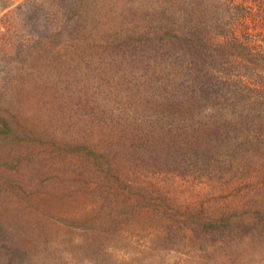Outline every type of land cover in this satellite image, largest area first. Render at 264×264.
Segmentation results:
<instances>
[{
	"label": "rangeland",
	"instance_id": "obj_1",
	"mask_svg": "<svg viewBox=\"0 0 264 264\" xmlns=\"http://www.w3.org/2000/svg\"><path fill=\"white\" fill-rule=\"evenodd\" d=\"M80 1L0 0L1 69L48 34L2 102L0 264H264L262 92L205 85L162 0Z\"/></svg>",
	"mask_w": 264,
	"mask_h": 264
},
{
	"label": "trees",
	"instance_id": "obj_2",
	"mask_svg": "<svg viewBox=\"0 0 264 264\" xmlns=\"http://www.w3.org/2000/svg\"><path fill=\"white\" fill-rule=\"evenodd\" d=\"M162 1L167 5L166 12L163 10V13L169 19L167 20L169 26L165 27L169 28L168 41L178 46L179 56L191 61L193 73L203 72L206 76L205 85L216 88V84L223 82L231 86L230 91L236 95L241 108H247L248 101L251 103L255 101L252 96L254 94L259 95L262 92L263 99L264 0ZM178 22L181 23L180 32L174 28ZM44 34L48 35L47 32H38L33 35L34 42H37L36 48H33L36 54L28 53L29 49L25 54H21L22 48H18L14 56L10 58L13 66L6 65L5 69L0 68V131L4 127H10L11 119L10 113L3 109V99L10 92L20 90L16 87V82L21 84L24 81L20 73L23 74L24 70L30 67L26 62L30 59L37 61L39 57H42L37 44L47 41V36ZM80 43L83 44V39ZM85 44L91 43L87 41ZM233 124H241V121L229 120L218 129L219 131L222 128L229 130ZM0 135L3 134L0 133ZM212 162L222 164L217 158V153L212 157ZM116 164H107L105 173L116 171L118 169ZM215 167L218 168V164H215ZM119 198L112 201L115 206L119 203L118 208L126 212L132 208L131 205L126 204L127 202H121L131 200L130 197ZM112 210L113 207L110 211ZM188 214L192 216L195 213ZM199 215L197 226L212 229L210 224H213V220L209 219L212 216L211 208L201 210ZM216 224V229L219 227L230 229L231 220L225 219Z\"/></svg>",
	"mask_w": 264,
	"mask_h": 264
}]
</instances>
